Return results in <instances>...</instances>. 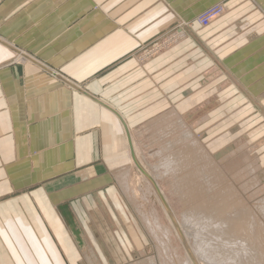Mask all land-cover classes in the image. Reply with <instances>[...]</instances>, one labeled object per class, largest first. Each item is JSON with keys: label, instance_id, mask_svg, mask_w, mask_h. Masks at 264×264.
Here are the masks:
<instances>
[{"label": "crops", "instance_id": "0c3cea01", "mask_svg": "<svg viewBox=\"0 0 264 264\" xmlns=\"http://www.w3.org/2000/svg\"><path fill=\"white\" fill-rule=\"evenodd\" d=\"M226 1L0 3V264H82L83 244L86 260L102 264L96 226L107 230L89 220L98 221L96 197L114 189L115 165L130 153L125 104L145 114L139 97L151 78L127 56L147 33ZM108 246L118 254L119 244Z\"/></svg>", "mask_w": 264, "mask_h": 264}, {"label": "rangeland", "instance_id": "374dc122", "mask_svg": "<svg viewBox=\"0 0 264 264\" xmlns=\"http://www.w3.org/2000/svg\"><path fill=\"white\" fill-rule=\"evenodd\" d=\"M3 1L6 0H0V3ZM219 12L223 13L222 18L216 16ZM243 41L246 43L239 46ZM127 57L139 63L142 76L151 77L146 79L145 98L139 97L144 99L140 103H145L141 109L145 114L138 116L134 111L138 103L125 104L129 107L128 116L133 123L131 132L139 150L137 161L146 168L156 165L160 158L151 157V153L161 143L155 139L159 130L175 127L183 120L213 159L217 163L224 162L221 167L227 182L233 186L231 189L238 192L239 200L221 198L228 185L216 190V185L211 186L206 177L203 188L191 198L192 205L188 210L197 217L193 219L188 213L184 218V207L172 193L171 184L162 183L166 199L161 202L149 190L148 181L137 169L130 153H124L114 168V189L96 197L98 221L89 220L92 231L94 224L99 223L107 230L103 236L102 228L96 226L97 248L102 252L99 253L100 262L172 264L163 258L165 253L152 229L148 228H155L156 218L163 227L173 224L179 230L178 234L171 227L170 244L177 264L180 257L186 258L187 249L199 264L200 257L194 254L195 239L198 236L204 239L206 227H211L206 234L210 230L214 248L226 250V253L214 251L210 260L199 259L202 264H238L230 254L234 247L239 249L238 260L245 263H248V257L264 260L258 248L264 246V0H228L207 8L192 22L177 20L163 25L157 32L147 33L145 43ZM136 74L137 69H131L129 75ZM253 74L259 77L254 84L242 83V76L252 77ZM154 76H158L160 82H154ZM125 172L129 174V197L118 180ZM213 206L218 208V213L227 214L233 225L215 217V209H210ZM120 211L131 224L130 229L124 225ZM249 215L252 216L250 219ZM185 226L189 235L185 233ZM230 226L240 227L236 238H232L227 230ZM121 228L126 236L120 235ZM80 234H87L84 226ZM108 243L119 244L117 255L111 252ZM82 248V264H88L84 254L86 245ZM181 261L182 264L185 260Z\"/></svg>", "mask_w": 264, "mask_h": 264}, {"label": "bare ground", "instance_id": "6f19581e", "mask_svg": "<svg viewBox=\"0 0 264 264\" xmlns=\"http://www.w3.org/2000/svg\"><path fill=\"white\" fill-rule=\"evenodd\" d=\"M224 8H225V6H223V9ZM216 16L218 18H222L223 13L221 12L220 14H218ZM124 128L126 130V135L128 137V140H129L130 157L134 160V163H135L137 169L142 173V175H144V178L148 181L147 184H149V186H150L149 190L151 189L153 191V194H155L161 202H164V200L166 198H165L164 191L162 189V183H164V182L170 183L172 193L174 194V196H177V198L179 199L178 201L181 202L182 206L184 207V218L186 217V215L188 213H190V212H188V210L190 209V206L192 205V202H191L192 199L191 198L195 195V193L197 191H199L203 188V186H204L203 183H205L203 181V179H206V177L210 180L211 186L216 185V190H218L219 188L222 189V188L226 187V185H228L227 186L228 188L224 189V194L221 196V198H224L227 201H231L232 198L239 200V198L237 196L238 192H236L234 189H231L233 186L227 182L228 181L227 177L225 176V172L223 171V169L221 167V164L224 162L217 163L213 159V157L211 156L209 151L203 146V144L199 140V137L195 134V132L191 129V127H189L183 120L182 121L179 120L178 124L175 125V127L173 125V127H169L167 129L163 128V129L159 130L160 133H159V135H157V137H155V139L157 140V142L161 141V143H160L158 149L152 150L151 154H153V156H151V157L156 156V157L160 158V160L157 159L159 161L156 165H152V166L148 165L147 168L149 171L147 170L146 166H144L141 161H139V162L137 161L139 158V155H138L139 150H138L137 143L133 140L131 128L126 123H124ZM236 178H237V176H236ZM118 180H119L120 186L123 189L124 193L129 197V195H130L129 194L130 193L129 182L130 181H129L128 172L123 173V175H121V176L119 175ZM218 184H220V185H218ZM210 209L211 210L215 209V214H214L215 217H221L222 219L229 222L230 225H233V223L230 221V219H228L227 214L225 215V214L218 213L217 212L218 208H215L214 206L211 207ZM166 213L168 214L169 220L171 222L172 216L168 212L167 208H166ZM250 213H251V211H250ZM190 214H192V213H190ZM192 217H193V219H195L197 217V215L192 214ZM251 217L252 216H250V215L248 216L249 219ZM145 222H146V220H145ZM154 223H156V224H154ZM154 223H152V224L156 225L158 227L157 229H156V226H155V228H154V226H152V227L150 226L151 228L148 225L147 226L150 230L152 229L151 232L158 239V242L160 243L159 245H161L160 247H161V249H163L162 251L165 253L163 255V258L166 257L168 259V261H170L172 264L176 263L177 262L175 260L176 257L173 256V254H175V253L173 252L171 244H170L171 234L173 233V232H171V227L173 229H176L175 226L173 224H171L172 223L171 222L170 223L171 227H163L162 222L160 223L158 218L155 219ZM210 228L211 227H206V230L204 232V234H205L204 239L208 241L207 243H205L206 241L204 239L199 238V236L195 239L196 243L194 246V254L196 255L197 258L200 257L199 259H201V260H203L202 258H204L206 260L207 259L210 260L212 253H214V251L219 253V254H225L226 253L225 252L226 250L221 251L220 248H217V249L214 248V243L210 241V235H211L210 230H209L208 235L206 234V232ZM184 229H185L186 235H189V233H188L189 231L187 232L186 226L184 227ZM182 230H183V228H182ZM227 230L230 232V235L232 236V238H236L239 234L238 231H240V227L238 228V227L230 226L227 228ZM178 231L179 230L176 229L175 232L178 233ZM161 236L163 238H161ZM191 237H192V235H191ZM164 238H166V239L164 240ZM258 248H259V253L264 255V246H258ZM238 250H239L238 247H234V249L232 251H230V254H232L231 255L232 258H235L237 260L238 264H264V260L261 257L259 258V260H257L256 257H248V258H246V260H248V263H245L244 260H242V261L238 260L237 259V257L239 256L237 254ZM186 253H187L186 258L180 257L178 263L181 264L180 262H182L181 260L183 259V261L185 260L183 262L184 264H197V262L194 260L193 255L191 254V252L188 249H187ZM93 255H95V254L92 253V256ZM87 258H88L87 260L90 264H94L93 259H91L89 256ZM199 259L197 261H199V264H200L201 261ZM152 260H154V259H152ZM157 264H158V262H157ZM163 264H165V263L163 262ZM203 264H206V263L203 262Z\"/></svg>", "mask_w": 264, "mask_h": 264}, {"label": "built area", "instance_id": "2783aa9c", "mask_svg": "<svg viewBox=\"0 0 264 264\" xmlns=\"http://www.w3.org/2000/svg\"><path fill=\"white\" fill-rule=\"evenodd\" d=\"M220 13V12H219ZM218 15V14H217Z\"/></svg>", "mask_w": 264, "mask_h": 264}]
</instances>
